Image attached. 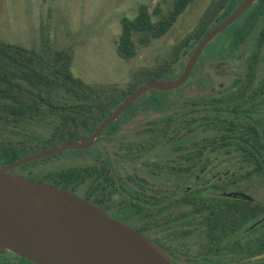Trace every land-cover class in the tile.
I'll return each instance as SVG.
<instances>
[{
  "label": "flooded vegetation",
  "instance_id": "flooded-vegetation-1",
  "mask_svg": "<svg viewBox=\"0 0 264 264\" xmlns=\"http://www.w3.org/2000/svg\"><path fill=\"white\" fill-rule=\"evenodd\" d=\"M262 28L258 17L249 32H254L252 48L240 49L246 37L233 49L226 39L220 52L210 55L222 77L218 81L199 75L190 81L203 60L200 54L187 79L174 88L199 94L183 95L179 103L169 89L141 100L146 91L90 145L64 149L70 151L53 167L60 169L53 185L135 227L177 264H264V190H258L264 189V69L259 68L264 43L254 78L244 80ZM53 98L60 110L46 112V122L69 135L62 142L90 135L113 110L102 114L94 105L85 111L91 104L81 96ZM150 106L164 111H143ZM244 148L252 149V156ZM197 197L203 200L194 207ZM0 264L38 263L1 248Z\"/></svg>",
  "mask_w": 264,
  "mask_h": 264
},
{
  "label": "trees",
  "instance_id": "trees-1",
  "mask_svg": "<svg viewBox=\"0 0 264 264\" xmlns=\"http://www.w3.org/2000/svg\"><path fill=\"white\" fill-rule=\"evenodd\" d=\"M194 0H171L166 10L155 5L151 12L144 3H140L133 17L122 16L119 19L120 33L115 51L123 59L134 56L140 45H147L151 39L164 35L175 23L178 16ZM241 0H210L198 18L194 27L176 41L169 50L153 64L135 69L129 75L124 87L115 85L99 89L89 86L80 78L74 77L70 66L73 58L71 49H51L48 36H41V47L38 50L0 41V165L20 156L36 152L62 142L69 137L61 126H53L45 135L35 136L29 141L27 137L33 134L21 132L16 139L8 137L3 128L16 126L18 122L35 117L39 120L46 112L60 110L53 98L57 89H63L62 95L84 97L82 100L91 104L82 108L85 111L94 110L105 114L110 112L118 102L139 85L156 78L170 76L175 65L181 64V58L189 55L196 42L217 22L228 15ZM262 19L263 28L258 37L256 50L250 55L244 80L250 81L255 75V65L259 56L260 46L264 43V0H254L246 11L238 18V25L230 33V49L235 48L251 31L257 18ZM134 35L136 37L134 38ZM188 57V56H187ZM238 79V78H235ZM53 89V90H51ZM155 91V90H153ZM158 94H166L159 92ZM239 92H229L237 96ZM98 96L99 99L90 97ZM136 101V100H135ZM231 102L228 101L227 103ZM219 102H212L217 105ZM34 118V119H35ZM37 121V120H36ZM60 127V128H59ZM20 132V131H19ZM225 138H227L225 136ZM247 156H252L253 150L244 148ZM44 158L32 160L13 168L24 172V168ZM60 169L51 168L45 171H26V174L50 183H56ZM264 174V171H262ZM202 197L194 199V207L200 206Z\"/></svg>",
  "mask_w": 264,
  "mask_h": 264
},
{
  "label": "water",
  "instance_id": "water-1",
  "mask_svg": "<svg viewBox=\"0 0 264 264\" xmlns=\"http://www.w3.org/2000/svg\"><path fill=\"white\" fill-rule=\"evenodd\" d=\"M254 0H241L195 44L181 73L149 80L126 94L90 135L61 142L0 165V249L38 264H177L144 233L70 190L13 170L14 167L92 143L100 129L144 92L179 87L204 47L236 21Z\"/></svg>",
  "mask_w": 264,
  "mask_h": 264
},
{
  "label": "rangeland",
  "instance_id": "rangeland-1",
  "mask_svg": "<svg viewBox=\"0 0 264 264\" xmlns=\"http://www.w3.org/2000/svg\"><path fill=\"white\" fill-rule=\"evenodd\" d=\"M209 1L191 2L164 35L151 39L147 45H140L136 54L127 59L119 57L115 51V44L120 33L119 19L122 16L133 17L140 3L147 5L153 17L152 9L155 5L166 10L171 0H0V41L25 49L38 50L41 47V36H48L51 49L72 50L70 70L74 77L80 78L84 83L97 89L112 85L121 88L127 83L132 71L153 64L191 30ZM238 20L218 33L204 47L201 53V56H204L203 60L199 61L200 64L194 75L190 77V81L196 79L197 75L212 82L222 78L214 71L217 64H212L208 60L215 59V56L210 55L220 52V46L230 38V33L238 25ZM253 35L254 32H251L246 36L240 49L252 48ZM187 56L181 58V64L175 65L172 77L180 73ZM262 57L260 69H264V51ZM168 77L164 76L165 79ZM204 80L203 82L207 84ZM153 90L155 89L147 91L140 99H144L151 92L168 93V91ZM172 90L169 92L170 96H175L179 103L183 95L200 93L186 86H182L179 91ZM55 92L58 93H53L54 95L61 96L63 89L56 88ZM139 102L141 101L135 105L138 106ZM143 111L161 112L164 109L159 106H150ZM34 118L22 120L16 126L10 125L8 128H3V131L12 139H16L21 132L31 133L33 135L27 138L32 141L36 139L35 136H43L51 130L52 126L46 122V119L50 120V117L47 118L44 114L39 120ZM68 151L70 150H64L49 159L28 165L21 173L51 169L59 165V161L63 160ZM258 190L264 189L262 187Z\"/></svg>",
  "mask_w": 264,
  "mask_h": 264
}]
</instances>
